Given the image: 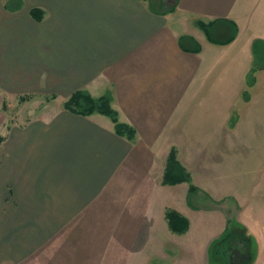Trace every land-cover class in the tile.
<instances>
[{
    "label": "crops",
    "instance_id": "crops-1",
    "mask_svg": "<svg viewBox=\"0 0 264 264\" xmlns=\"http://www.w3.org/2000/svg\"><path fill=\"white\" fill-rule=\"evenodd\" d=\"M1 3L0 105L21 95H109L135 136L117 133L105 114L63 106L3 133L0 123V264H145L146 247L176 233L166 209L183 214L190 193L188 182L162 184L171 148L195 179L192 163L205 170L207 149L230 142L233 99L264 73L249 84L264 0ZM37 7L41 20L31 15ZM198 21L213 22L217 41L235 37L211 41ZM197 43L199 51L185 49ZM245 225L258 262L264 229Z\"/></svg>",
    "mask_w": 264,
    "mask_h": 264
},
{
    "label": "rangeland",
    "instance_id": "rangeland-1",
    "mask_svg": "<svg viewBox=\"0 0 264 264\" xmlns=\"http://www.w3.org/2000/svg\"><path fill=\"white\" fill-rule=\"evenodd\" d=\"M231 33L230 27L222 37L226 38ZM245 89L240 99H233L235 110L230 113L224 124L223 137L226 142H230L207 149L205 154L208 162L205 163V170L200 169L199 165H204L202 162L195 160L192 163L196 170L198 169L197 173L195 171L193 183L199 189L194 192L189 191L187 204L184 194L183 206L180 207L184 215L190 217L192 213L191 229H188L189 231L187 230L184 235L173 233V236L164 237L159 246H156V243H152L155 247L147 246L145 264H213L216 258L211 250L212 244L225 232L231 220H237L244 225L250 224L253 230L262 227L264 73L258 77L253 87L247 85ZM22 96L4 97L0 105V123L4 126L1 133L6 131L7 124L11 122H24L32 117L49 115L60 106L65 107L66 100H56L52 95H28L24 96V99L21 98ZM232 128L236 130L231 131ZM217 156L219 162L216 170ZM217 172H219L218 178ZM236 230L240 231L238 228ZM261 244L263 248L261 258L257 262L256 253L253 264H264V238ZM258 248L257 246V252ZM152 249H156L154 257H151ZM218 260V264H228L221 258Z\"/></svg>",
    "mask_w": 264,
    "mask_h": 264
},
{
    "label": "trees",
    "instance_id": "trees-1",
    "mask_svg": "<svg viewBox=\"0 0 264 264\" xmlns=\"http://www.w3.org/2000/svg\"><path fill=\"white\" fill-rule=\"evenodd\" d=\"M31 15L33 18L41 20L43 18L44 11L38 7L33 8L31 10ZM212 23L213 22L207 23L204 21H198V25L206 32L211 41L229 43L234 39L236 33L232 34L225 40L217 41L214 39L210 31ZM234 27L236 30L237 27L235 25ZM259 45L264 46V40L256 39L254 41L253 47L256 58L255 64L251 70V75L249 76V84H254L253 74L255 71L264 67V57L263 54L260 53L261 51H259ZM185 49L199 51L200 46L197 43L194 49ZM24 96L28 95H23L21 98L24 99ZM52 97L55 96L52 95ZM111 103L112 100L109 95L94 97L88 91L77 90L64 102V106L70 111L82 115H91L93 113L108 115L115 122L117 133L133 138L135 136L134 128L119 121L118 112L113 108ZM3 139L4 136L0 134V143ZM162 182L164 184L171 185L188 182L190 184L191 192L199 189V187L193 183V176L191 172L179 160L178 150L176 147H172L169 152ZM166 218L169 227L173 232L184 233L190 227V220L176 209L167 208ZM236 228L240 229V231L236 230ZM257 246V241L255 237L249 233L247 226L237 220H231L230 224L225 229V232L212 244L211 250L216 258L213 260V264H218V258L223 259V261H226L228 264H253L257 253ZM229 257H231V259H229Z\"/></svg>",
    "mask_w": 264,
    "mask_h": 264
},
{
    "label": "water",
    "instance_id": "water-1",
    "mask_svg": "<svg viewBox=\"0 0 264 264\" xmlns=\"http://www.w3.org/2000/svg\"><path fill=\"white\" fill-rule=\"evenodd\" d=\"M250 233V232H249Z\"/></svg>",
    "mask_w": 264,
    "mask_h": 264
}]
</instances>
